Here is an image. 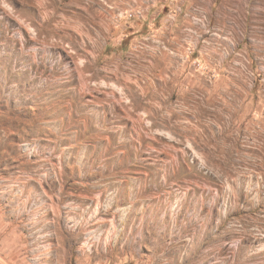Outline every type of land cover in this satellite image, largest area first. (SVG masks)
<instances>
[{
    "label": "rangeland",
    "instance_id": "obj_1",
    "mask_svg": "<svg viewBox=\"0 0 264 264\" xmlns=\"http://www.w3.org/2000/svg\"><path fill=\"white\" fill-rule=\"evenodd\" d=\"M155 1L0 0L17 264H264V1L225 25Z\"/></svg>",
    "mask_w": 264,
    "mask_h": 264
},
{
    "label": "crops",
    "instance_id": "obj_2",
    "mask_svg": "<svg viewBox=\"0 0 264 264\" xmlns=\"http://www.w3.org/2000/svg\"><path fill=\"white\" fill-rule=\"evenodd\" d=\"M231 1L236 2L237 8H239V4H241L242 9H244V7L248 8L249 5L254 2V0H161L158 2L155 1L147 6V8L149 9L147 19L149 18L151 23L155 22L159 18L161 20H165L168 15L166 16L164 14L163 8L175 9L179 7L178 5H180L181 7L179 8L181 11H183V13L194 12L195 15L198 11L205 13L206 17L204 21H206L208 24L225 25L228 22L234 24V22L236 21L234 17L227 18L226 15L227 4ZM118 2L119 6L122 8V4L124 5L126 0H118ZM257 2H260V0H257ZM154 9L156 10L154 11ZM179 18L182 17L180 16ZM182 21L184 24L186 23L184 18H182ZM241 21L242 25H244L245 27L250 26V24L254 22L253 18L250 17V15L246 18H242ZM5 244L6 242L0 240V264L3 263L2 259H4L7 264H17V262L19 261V256L17 257V254L14 252H9ZM15 260H17V262Z\"/></svg>",
    "mask_w": 264,
    "mask_h": 264
},
{
    "label": "built area",
    "instance_id": "obj_3",
    "mask_svg": "<svg viewBox=\"0 0 264 264\" xmlns=\"http://www.w3.org/2000/svg\"><path fill=\"white\" fill-rule=\"evenodd\" d=\"M197 21H204V19H199V20H197Z\"/></svg>",
    "mask_w": 264,
    "mask_h": 264
}]
</instances>
